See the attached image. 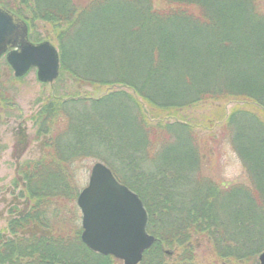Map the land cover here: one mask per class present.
I'll return each instance as SVG.
<instances>
[{
  "label": "trees",
  "instance_id": "1",
  "mask_svg": "<svg viewBox=\"0 0 264 264\" xmlns=\"http://www.w3.org/2000/svg\"><path fill=\"white\" fill-rule=\"evenodd\" d=\"M12 2L30 35L39 21L50 25L56 83L110 90L50 96L35 114L38 135L48 138L42 157L21 167L30 202L0 232V264H118L81 241L71 166L82 156L124 167L122 176L109 166L142 199L156 240L141 264H195L193 239L206 244L210 264L255 261L264 250V0ZM208 106L210 127L224 121L218 138L198 139L188 121H163ZM224 140L241 181L206 173ZM146 165L175 172L157 179L150 171L142 181L136 170ZM182 172L187 191L176 190ZM164 248L180 251L177 259Z\"/></svg>",
  "mask_w": 264,
  "mask_h": 264
},
{
  "label": "rangeland",
  "instance_id": "2",
  "mask_svg": "<svg viewBox=\"0 0 264 264\" xmlns=\"http://www.w3.org/2000/svg\"><path fill=\"white\" fill-rule=\"evenodd\" d=\"M12 1L13 0H0V4L3 6L7 5L10 7L9 9L15 10L18 8L17 4ZM38 25V27H32L34 35H31L30 39L33 42L47 40L57 47L56 42L46 35L47 26L49 24L47 25L44 21H39ZM50 33H52V31H50ZM108 90H110V88L107 87L96 89L91 86H86L78 88L70 82L56 83V80L52 84H43L37 80L36 68H32L24 77L17 79L14 77L13 71L5 58L0 59V232L6 229L8 221L15 217L17 215L16 213L20 210L26 209L30 202L28 200V193L23 186L21 167L26 161L39 160L42 157L43 142L48 136L44 137L43 135H38L40 124L38 121H35L34 116L43 102L49 99L50 96L66 97L74 93H79L81 96L97 97L103 95ZM234 104L236 103L227 105L228 112ZM211 109L212 106H208L205 110L204 108H195L188 112L189 114L187 111L180 112L178 115H175V117L164 118L163 121H166V123L182 122L185 124L188 121V124L192 127L198 139H209L210 135H214V138H218L221 131L220 126L224 121L213 120L212 127H210L208 120L203 119V114H207ZM187 115L189 119H187ZM210 117H213V114ZM214 138L210 139V141L213 142ZM211 156L213 162L210 161L207 163L206 173L217 182L226 183L244 179L241 162L225 140L224 143L218 147V150L212 149ZM96 162H102L107 165V167L111 166L122 175L120 169L124 167H120L118 164L112 163L111 165L90 156H82L71 166L74 173L73 185L77 188V194L87 186L91 169ZM143 167L144 168L136 170L137 176H139L142 181L145 175H148L150 171L151 174L155 173L153 177L157 179H159L160 176H164L165 173L169 175L175 172H173L172 166L167 168L160 165L156 166V169L151 166L148 167L147 165ZM111 172L113 173L112 170ZM113 175L115 176L114 173ZM181 177L185 179V182L182 180L183 183H180L176 190L187 191V172H182ZM115 178L117 177L115 176ZM117 180L120 181L118 178ZM143 185L144 184H142L141 187H143ZM161 195L163 194L161 193L158 195L159 200ZM74 205V211L78 216L77 218H79L78 222L81 226V212L76 202H74ZM11 210H14L15 213H10ZM147 232L150 233L148 228ZM190 244L195 248V257L191 260L192 263L210 264L214 262L205 243L193 239ZM164 250L167 252L166 255L171 258L169 259L170 261H175L180 253V251H177L175 248H164ZM118 264H123V261L119 260ZM248 264H257V259Z\"/></svg>",
  "mask_w": 264,
  "mask_h": 264
},
{
  "label": "water",
  "instance_id": "3",
  "mask_svg": "<svg viewBox=\"0 0 264 264\" xmlns=\"http://www.w3.org/2000/svg\"><path fill=\"white\" fill-rule=\"evenodd\" d=\"M28 24L0 5V58L5 56L15 77L36 68L41 83L60 72V58L50 41L32 42ZM81 211V240L92 251L112 255L124 264H138L155 237L147 232L148 214L139 195L119 182L110 168L96 162L89 181L77 196ZM264 264V250L258 255Z\"/></svg>",
  "mask_w": 264,
  "mask_h": 264
}]
</instances>
